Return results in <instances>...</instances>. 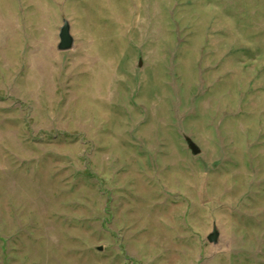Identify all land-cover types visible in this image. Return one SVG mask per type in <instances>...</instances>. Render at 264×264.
<instances>
[{
	"label": "rangeland",
	"instance_id": "374dc122",
	"mask_svg": "<svg viewBox=\"0 0 264 264\" xmlns=\"http://www.w3.org/2000/svg\"><path fill=\"white\" fill-rule=\"evenodd\" d=\"M0 264H264V0H0Z\"/></svg>",
	"mask_w": 264,
	"mask_h": 264
},
{
	"label": "water",
	"instance_id": "95a60500",
	"mask_svg": "<svg viewBox=\"0 0 264 264\" xmlns=\"http://www.w3.org/2000/svg\"><path fill=\"white\" fill-rule=\"evenodd\" d=\"M70 23L69 21L65 20L64 25L60 30V42L58 45V49L60 51H68L74 47L75 39L70 31ZM186 140L188 143L189 148L191 149L193 154L200 153L199 146L188 136H186ZM219 233L216 228H214L213 233H211L208 237L210 242L216 243L218 241Z\"/></svg>",
	"mask_w": 264,
	"mask_h": 264
}]
</instances>
